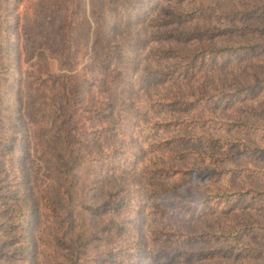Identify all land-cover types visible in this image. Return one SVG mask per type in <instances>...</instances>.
Returning <instances> with one entry per match:
<instances>
[{
  "label": "rangeland",
  "instance_id": "obj_1",
  "mask_svg": "<svg viewBox=\"0 0 264 264\" xmlns=\"http://www.w3.org/2000/svg\"><path fill=\"white\" fill-rule=\"evenodd\" d=\"M0 264H264V0H0Z\"/></svg>",
  "mask_w": 264,
  "mask_h": 264
}]
</instances>
